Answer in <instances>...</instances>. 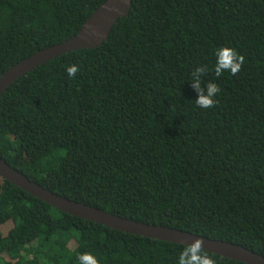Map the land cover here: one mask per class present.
Instances as JSON below:
<instances>
[{"label": "trees", "instance_id": "obj_1", "mask_svg": "<svg viewBox=\"0 0 264 264\" xmlns=\"http://www.w3.org/2000/svg\"><path fill=\"white\" fill-rule=\"evenodd\" d=\"M107 1L0 0V78L77 36ZM221 46L244 57L237 75L215 76ZM205 65L202 84L221 88L209 110L189 82ZM0 157L68 200L264 257V0H133L101 47L3 93ZM182 250L69 216L0 178V264H78L83 252L178 264Z\"/></svg>", "mask_w": 264, "mask_h": 264}, {"label": "water", "instance_id": "obj_2", "mask_svg": "<svg viewBox=\"0 0 264 264\" xmlns=\"http://www.w3.org/2000/svg\"><path fill=\"white\" fill-rule=\"evenodd\" d=\"M132 1L108 0L89 18L77 36L60 45L41 51L7 71L0 78V97L17 80L56 58L79 50L101 47L110 37L118 21L129 15ZM0 178L64 214L98 226L127 235L182 246L195 243L197 239H203V246L209 254L241 264H264L263 256L231 243L212 240L176 229L139 223L63 198L29 180L1 157Z\"/></svg>", "mask_w": 264, "mask_h": 264}, {"label": "clouds", "instance_id": "obj_3", "mask_svg": "<svg viewBox=\"0 0 264 264\" xmlns=\"http://www.w3.org/2000/svg\"><path fill=\"white\" fill-rule=\"evenodd\" d=\"M214 72L217 78L225 73L232 76L237 75L243 68L245 59L239 52L229 46H221L214 52ZM208 67H197L191 74L190 83L197 93L195 100L199 109L209 110L216 104V97L220 94L221 88L217 83L207 82L202 84V77L208 73ZM65 72L70 79H75L80 72V67L75 64H69L65 67ZM204 240L197 239L195 243L184 244L183 250L179 253L178 264H215L214 259L207 254L204 248ZM78 264H99L95 255L89 252H83L77 256Z\"/></svg>", "mask_w": 264, "mask_h": 264}]
</instances>
